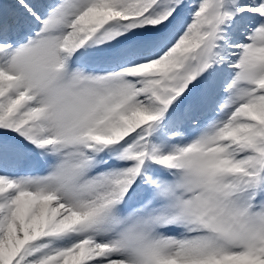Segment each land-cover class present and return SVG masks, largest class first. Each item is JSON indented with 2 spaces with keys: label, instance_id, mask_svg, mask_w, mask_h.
<instances>
[{
  "label": "snow or ice",
  "instance_id": "snow-or-ice-1",
  "mask_svg": "<svg viewBox=\"0 0 264 264\" xmlns=\"http://www.w3.org/2000/svg\"><path fill=\"white\" fill-rule=\"evenodd\" d=\"M0 264H264V0H0Z\"/></svg>",
  "mask_w": 264,
  "mask_h": 264
}]
</instances>
